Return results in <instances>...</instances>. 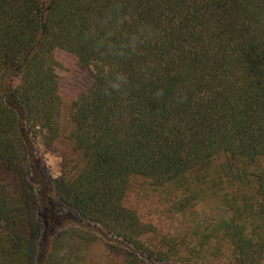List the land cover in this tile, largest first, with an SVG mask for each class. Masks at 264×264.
Masks as SVG:
<instances>
[{
    "label": "trees",
    "instance_id": "1",
    "mask_svg": "<svg viewBox=\"0 0 264 264\" xmlns=\"http://www.w3.org/2000/svg\"><path fill=\"white\" fill-rule=\"evenodd\" d=\"M116 4L126 20L114 40L140 24L155 32L127 59L102 56L85 36ZM55 50L92 74L69 110L80 165L52 181L76 219L52 212L31 141L59 136ZM115 71L128 76L121 92L107 86ZM261 156L264 0H0V264H85L98 239L122 253L121 264H204L223 242L228 264H263L264 171L250 169ZM197 169L223 174L236 190L220 198L214 242L183 256L123 200L131 176L163 186ZM66 218L39 253L45 223Z\"/></svg>",
    "mask_w": 264,
    "mask_h": 264
},
{
    "label": "rangeland",
    "instance_id": "2",
    "mask_svg": "<svg viewBox=\"0 0 264 264\" xmlns=\"http://www.w3.org/2000/svg\"><path fill=\"white\" fill-rule=\"evenodd\" d=\"M53 59L61 77L59 136L49 145L43 144L39 137L32 138L31 141L36 160V172L49 184L52 212L55 216L64 215L76 219L78 215L59 200L52 181L62 172L73 173L80 165L78 153L73 150L72 143L68 139L71 128L69 110L71 102L91 85L92 74L78 64L73 54L64 50H55ZM250 169L264 171V156L259 157L255 166ZM242 188L241 186L240 190ZM234 190L236 185H230L223 174L219 175L213 170H209V174L203 177L202 171L197 169L182 182L163 186L155 185L150 179L135 175L129 179L123 203L135 211L141 222L153 227L156 240L165 239L174 242L184 256L194 247L207 249L206 241L214 242L210 237L212 228L220 219L225 207L220 198ZM237 190L240 192L239 189ZM189 194L195 197L187 206L182 207L180 202ZM43 212L40 211V215ZM67 224V218L60 219L53 226L45 223L38 240L39 253L49 246L51 237ZM108 243L105 239L93 242L86 252L85 264H121L122 253ZM221 249L223 254L211 257L204 264H228L229 249L224 242L221 244ZM182 262H172V264H199L186 257Z\"/></svg>",
    "mask_w": 264,
    "mask_h": 264
},
{
    "label": "clouds",
    "instance_id": "3",
    "mask_svg": "<svg viewBox=\"0 0 264 264\" xmlns=\"http://www.w3.org/2000/svg\"><path fill=\"white\" fill-rule=\"evenodd\" d=\"M125 20L119 4H116L103 15L91 19L85 36L94 43V47L102 56L127 59L136 54L145 41L154 38L155 32L151 25L140 24L135 31L125 34L119 41L114 40L115 34L121 30ZM128 83L126 73L115 71L107 81V86L115 92H121ZM156 95L162 96L163 91H158Z\"/></svg>",
    "mask_w": 264,
    "mask_h": 264
}]
</instances>
